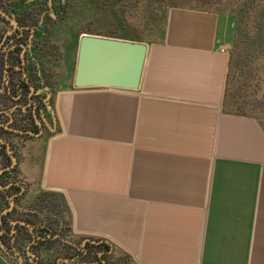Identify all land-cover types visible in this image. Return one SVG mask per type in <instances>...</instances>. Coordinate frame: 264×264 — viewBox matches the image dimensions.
I'll return each instance as SVG.
<instances>
[{
    "label": "crops",
    "instance_id": "0c3cea01",
    "mask_svg": "<svg viewBox=\"0 0 264 264\" xmlns=\"http://www.w3.org/2000/svg\"><path fill=\"white\" fill-rule=\"evenodd\" d=\"M236 25L229 12L171 7L136 90L59 86L55 129L40 117L45 142L10 133L15 179L58 195L65 238L134 264H264V122L224 105ZM10 94L0 101L22 102ZM0 264L14 263L0 252Z\"/></svg>",
    "mask_w": 264,
    "mask_h": 264
},
{
    "label": "rangeland",
    "instance_id": "374dc122",
    "mask_svg": "<svg viewBox=\"0 0 264 264\" xmlns=\"http://www.w3.org/2000/svg\"><path fill=\"white\" fill-rule=\"evenodd\" d=\"M171 7L225 11L234 15L236 23L239 20L236 40L229 54L224 105L230 111L256 115L264 122V0H68L63 17L55 24L47 19L48 29L42 38L34 41V45L37 42L45 52L36 62V71L41 76L36 84L47 83L53 89L73 84L77 41L83 34L142 43L158 41L166 12ZM7 30L9 25L0 19L1 54ZM13 105L11 101H0V109L9 108L12 112ZM41 133L42 142L51 135L45 130ZM55 196L58 195L44 190L37 182L22 195L19 205L32 208L46 201L49 206ZM68 238L79 245L82 242L79 238ZM53 243L50 248L40 249L42 264H51L57 255L65 254L61 244ZM10 258L14 264H26L25 256ZM107 258L113 264H134L120 253Z\"/></svg>",
    "mask_w": 264,
    "mask_h": 264
},
{
    "label": "flooded vegetation",
    "instance_id": "af4514ba",
    "mask_svg": "<svg viewBox=\"0 0 264 264\" xmlns=\"http://www.w3.org/2000/svg\"><path fill=\"white\" fill-rule=\"evenodd\" d=\"M67 1L68 0H26L22 2V4H25L24 7L17 8V6L21 4L20 0H0V11L4 12L9 18L15 21L14 25L11 20L0 14V19L9 25V30H7L8 32H6L7 34L4 37V42L6 43L4 45V52L3 54L0 53V59L3 60L4 65V76L6 75L7 91L9 90L10 93L14 94L17 99L20 95L19 91L24 92L23 85L25 84L29 94L27 95V102H29L31 106L30 111H28L30 107L28 104L17 101L15 102L16 105H14L15 110L12 112L9 108L0 109V118H16L15 120H18L19 118L25 117L20 112V107H23L25 111H27L28 116L26 117L30 118L29 113H31L34 118L35 111L40 121V126H38L34 120V124L29 122L23 124L22 128L10 126V122H0V151L2 148L5 150L7 149V138H9L8 136L12 133V131L9 130L10 128L22 131H33L36 133L46 129V125L44 124L45 121L41 119V115L44 109L47 111L45 102L48 99L51 101V97L48 98L45 88L42 87L43 84L37 85L35 81L33 83L30 82V77L27 75L29 66L26 61L27 58L30 57V51H41V46L38 45L37 42L34 45V41L37 32L39 34L38 38H40V34L44 35L45 31L43 29L38 31L37 29L33 31L30 30L23 19L25 17L28 19L32 18L30 12L34 10L36 13H40L39 17L44 22L49 18H53L54 22L57 23L67 11ZM59 11L60 13L57 14ZM33 53L36 54V52ZM31 87L33 90H31ZM0 98L6 99L5 93H2V91L0 93ZM19 104L23 106H19ZM26 108H28V110ZM38 111L39 116L37 113ZM11 163L10 160L9 164L3 165L0 169V171L3 170V172L0 173L1 191L6 195V199L8 200L7 206L0 212V247L4 251V254L7 255L8 259L11 260L12 258L10 257L12 256L18 259H20L21 256H25L27 257L26 264H28L29 261H31L30 264H42L40 249L43 248L44 250L50 248L54 244L53 242H57L64 247L65 254L57 255L55 257V262H51V264H113V262L107 258L109 257L110 250L104 243L85 240L84 245L80 246L74 241L65 238L61 233H53L51 235L49 232L46 234L42 228L44 227L42 222L36 225L27 223L26 219H28L27 216L29 215L31 207L25 208L19 205L20 199L26 191L24 185L15 179V175L13 174L15 167L6 169ZM1 177H3L2 181ZM5 215H8V217L6 219L7 224L4 225L3 216ZM27 225H30L32 228ZM21 228L27 229L30 235L27 236L25 230H20ZM48 237L53 238L54 241L49 240ZM24 244L25 246H23ZM44 264H47V262H44Z\"/></svg>",
    "mask_w": 264,
    "mask_h": 264
},
{
    "label": "water",
    "instance_id": "95a60500",
    "mask_svg": "<svg viewBox=\"0 0 264 264\" xmlns=\"http://www.w3.org/2000/svg\"><path fill=\"white\" fill-rule=\"evenodd\" d=\"M0 14L15 25V21L4 12ZM148 45L142 42L83 34L77 41L76 64L73 76L74 88H109L136 90L139 87ZM31 90L33 88L31 87ZM38 126L40 121L34 111ZM20 134L38 136L40 132L9 129ZM7 147L8 144H6ZM8 152L12 163L6 169L14 168L16 159ZM3 170L0 171L2 173ZM28 227L32 228L30 225Z\"/></svg>",
    "mask_w": 264,
    "mask_h": 264
},
{
    "label": "trees",
    "instance_id": "16d2710c",
    "mask_svg": "<svg viewBox=\"0 0 264 264\" xmlns=\"http://www.w3.org/2000/svg\"><path fill=\"white\" fill-rule=\"evenodd\" d=\"M23 1H26V0H20V5L17 6V8L19 7H24L25 4H22ZM28 1H31V0H28ZM62 6V5H61ZM32 8V7H31ZM31 15H32V18L28 19L25 18L23 19L25 21V23L29 26L30 30H35L37 29L40 30V29H43L45 32L46 30L48 29V24L52 23L54 24V19L53 18H49L48 21L50 23L47 22V20L44 22L43 20H41V18L39 17L40 16V13H36V11L34 10H31ZM60 11L57 13L59 14ZM56 15V13H55ZM53 20V21H52ZM238 22L239 20L237 19V25H236V30H237V26H238ZM46 27V28H45ZM48 33V32H47ZM46 33V35H47ZM40 34V38H42ZM39 37V34L37 32V36L35 39H37ZM236 40V38H235ZM44 50H41V51H36V53H38V55H36V59H38V57H41L40 55L41 54H44L45 52H43ZM40 54V55H39ZM38 67V65H36ZM38 74L40 75V72H33L29 78L30 82H34L36 80H38L41 76H38ZM6 76V75H5ZM4 76V65H3V60L0 59V89L2 87V92H4L6 95H7V86L5 84L6 82V78ZM45 88V91H46V94L48 95V98L51 97V100H52V94H53V91L54 89L52 88V86L50 84H43V86ZM23 88H24V92H21L19 91V97L21 99V101L23 102V104H29L28 99L26 97V94L28 93V89H27V86L24 84L23 85ZM11 96L14 95V94H10ZM15 96V95H14ZM49 100V99H48ZM46 101L45 103V107H47V113H48V116H47V121L54 127H56V122H55V118L52 114V107H51V101ZM30 108L31 106L29 107V110L28 108H26L28 111H30ZM38 113V116H39V111L37 112ZM30 114V118H29V121L27 120V122H31L34 124V118L32 117V114ZM23 121H25L24 118L20 119V120H15V118H0V122H4V123H9L10 122V126H13V127H17V128H22L23 126ZM26 126V125H25ZM0 169L3 165L5 164H9L10 162V158L9 156L7 155L6 153V150L4 148L1 149L0 151ZM2 161V162H1ZM15 170H13L14 172ZM2 178L1 177V181H2ZM53 200V199H52ZM52 200L50 202H52ZM59 202V201H58ZM7 203H8V200L6 199V195H4V193L1 191L0 189V212L7 206ZM55 204V205H54ZM45 202L43 201V203L41 205H39L38 207H32L30 208V212H29V215L27 216L28 219H26V222L31 224V225H36V224H39L40 222H42L44 224V227H42L44 229V231L46 232V234H48L50 232V234L52 235L53 233H61L62 235H65V231L64 230H57V228H55V225H53V221L52 219H54V212H57L58 209H59V205L61 207V203H57V202H52V203H49V208L47 210V212L44 211L45 209ZM61 209V208H60ZM8 215H5L3 216V223L4 225L7 224L6 223V219H7ZM20 230H25V232L27 233V236H29L30 234L28 233V230L25 229V228H21ZM41 231V230H40ZM48 236V235H47ZM46 236V237H47ZM48 240V239H47ZM6 251V250H5ZM0 252L7 257L6 254H4V251L2 250V248L0 247Z\"/></svg>",
    "mask_w": 264,
    "mask_h": 264
}]
</instances>
